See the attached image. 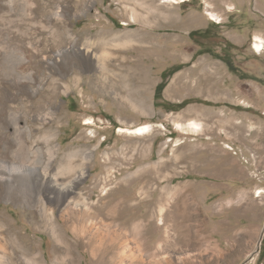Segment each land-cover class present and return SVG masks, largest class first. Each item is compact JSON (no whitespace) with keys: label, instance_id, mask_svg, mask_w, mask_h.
Listing matches in <instances>:
<instances>
[{"label":"rangeland","instance_id":"1","mask_svg":"<svg viewBox=\"0 0 264 264\" xmlns=\"http://www.w3.org/2000/svg\"><path fill=\"white\" fill-rule=\"evenodd\" d=\"M203 1L0 0V156L5 146L18 148L3 118L24 117L33 131L30 144L39 141L43 151L54 143L62 147L60 156L97 147L72 197L83 194L92 207L99 204L96 211L129 199L124 219L114 222L99 212L104 224L132 226L144 219L150 246L166 244L160 258L169 264H264V49H255L256 37L264 41V0L263 8L256 0H223L220 22ZM58 8L61 19L55 17ZM69 31L78 41L67 37ZM193 31L201 33L191 37ZM88 37L95 60L119 67L117 76L129 70L134 77L140 66L147 70L148 83L133 79L131 103L115 102L118 87L115 95L90 84L100 72L86 68L83 55L61 53L73 43L82 50ZM57 51L62 56L55 61ZM20 79L26 81L23 91L15 88ZM159 85L164 88L157 106ZM184 101L182 109L167 106ZM48 113L49 122L39 121ZM89 118L93 125H86ZM190 120L201 127L178 128ZM143 125L154 131L119 132ZM107 168L114 176L104 194ZM26 190L17 201L0 192V214L35 241L42 264H56L49 229L33 225L44 219L43 204L34 187ZM44 206L74 241L67 226L74 212ZM166 231L167 242L160 240ZM74 249L77 264L101 263L87 248ZM34 257L23 253L22 261Z\"/></svg>","mask_w":264,"mask_h":264},{"label":"bare ground","instance_id":"2","mask_svg":"<svg viewBox=\"0 0 264 264\" xmlns=\"http://www.w3.org/2000/svg\"><path fill=\"white\" fill-rule=\"evenodd\" d=\"M210 16L214 21L220 22L218 15L210 13ZM55 17L60 19L63 17L59 8L58 11L55 12ZM108 34L110 33H101L104 37ZM67 37L72 39L73 42L78 41L71 31L68 32ZM86 40L87 44H85V48L82 50L74 48L75 43H73L69 47L61 49V53L64 55L67 53L83 55L82 57L86 62V68H97L100 72L99 77L89 81L90 84H93L97 90L103 93H112L115 95H117L116 89L118 87L120 88V92L119 97H113L115 102L131 103V97L134 93V85L132 84L134 81L133 79L135 78L138 83H148L151 79H148L149 75L147 70L140 66L139 72H137L134 77H132V73H130L129 70H127L123 76L119 77L116 73V69L119 67H116L111 62L110 64H106L108 61L98 63L97 61H101L99 59L95 60L97 57L93 52L95 49H92L93 39L88 37ZM255 49L259 52L264 49V41L260 37H256ZM61 53L57 51L53 53V56L51 54V56L54 57L55 61H58L62 56L60 55ZM50 64L51 63H49L48 66H50ZM21 75L23 76V74ZM33 80L34 78L31 77L30 81ZM25 82L26 81L20 79L16 82L15 88H20L23 91V89L27 87ZM22 83L25 84L23 87H21ZM173 83L175 84V82ZM172 91L173 89L171 90L168 88L167 95L169 98H173ZM189 111L192 114L197 113L196 108H191ZM51 116L52 114L48 113V115H42L38 119L46 124L51 120ZM3 120L5 122V129L7 130L10 128L13 131L14 137L12 141L18 144V148L13 151L5 146L4 152L0 156L1 195L5 197L6 200L14 199L17 201L18 198L21 199L25 197L27 188L34 187L36 190L34 194L37 203L43 204L41 211L44 219L41 224L33 221V225L38 229H49L56 244L54 252L56 264H77L78 257L74 247L78 245L87 248L97 262L98 260L101 261L99 264H169L166 260L160 258L161 254H163L162 252L165 250L166 244L161 245V243H158L155 244V246L153 244L150 246V241L145 235L146 225L144 219L140 222L133 223L132 226L127 225V223L129 224L130 222L123 224L122 222L116 223L117 225L113 224V222L104 224L106 223L105 217L112 219L114 222L124 219V214H122V212L129 206V199L126 198V201H121L116 204L111 202L108 208L107 206L103 207V210H97V212L96 209L98 208L96 207L99 204L96 207H92L93 204L89 202L83 194L80 193L77 197H72L73 193H76L77 187L81 181L89 173L90 167H92L90 166L91 161L96 156L97 147L91 149H86L85 147V149H83L82 147L65 152L64 155L60 156L62 147L59 144H50L51 146H48L44 151L38 144L39 141L38 143L30 144L33 131L31 127L27 125V121L24 117H11V115H7ZM87 120L88 122H86V125L94 124L92 118ZM177 125L179 129H184L185 127L187 129H196L197 127H201L195 120H190L186 126L182 124ZM152 131H154L153 125H143L133 129L122 127L119 130L120 133L126 135H142L151 133ZM56 135L57 134L53 133L51 137L55 138ZM153 144L154 143H152L150 148L153 147ZM164 148L165 147H163L162 150H164ZM105 159L106 164L111 162L109 153H105ZM112 176H114L113 168H107V173L104 177V194H108V191L111 190L106 186V183L111 181ZM130 177H132V175ZM95 178L97 179V177ZM144 193L143 191L141 192V194ZM259 193H262V191ZM49 203H55L64 214L71 215V212H74H72L74 218L71 217L73 221L71 220L72 222L68 223L67 226L76 238V242H74L75 240L73 241L74 238L72 239L67 235L68 233L65 232L64 228H66V225H63L60 221H54V212H47L44 204ZM107 204H109V202H107ZM99 212L104 213L103 216L105 217L102 218L100 216L102 214ZM94 221L98 223H94ZM14 226L15 225L12 224L7 216L0 214V264H42L41 261H39V257L35 255L37 252L35 241L33 242L29 239L28 234L24 235L21 231L18 232V229L15 228L16 226ZM160 238V240L167 242V231L164 233V236ZM21 243L24 244V247H22ZM131 244H133L134 247H131ZM8 250L10 253H8ZM153 250L154 252H152ZM23 253L34 255V259L38 261L36 262L34 259L22 261Z\"/></svg>","mask_w":264,"mask_h":264},{"label":"crops","instance_id":"3","mask_svg":"<svg viewBox=\"0 0 264 264\" xmlns=\"http://www.w3.org/2000/svg\"><path fill=\"white\" fill-rule=\"evenodd\" d=\"M227 1V0H225ZM246 2V0H243ZM257 1V4L260 5L262 8H263V3L261 2V0H256ZM203 3H205V6H206V9L209 11V10H213L215 12H210V13H214L218 16H220V13H221V9H220V6L221 5H224V2L223 0H204ZM220 3V4H219ZM230 10H233L234 8L233 7H228ZM232 8V9H231ZM225 11V10H223ZM217 12V13H216ZM220 18V17H219Z\"/></svg>","mask_w":264,"mask_h":264},{"label":"trees","instance_id":"4","mask_svg":"<svg viewBox=\"0 0 264 264\" xmlns=\"http://www.w3.org/2000/svg\"><path fill=\"white\" fill-rule=\"evenodd\" d=\"M199 33H201V32H198V31H193L190 35H191V37H194V36H197ZM207 32H203V34H206ZM163 88H164V85H159L158 87H157V92H156V105L157 106H159L160 105V103H159V101L161 100V92H162V90H163ZM188 104V101H184L183 103H181V104H179V105H177V106H171L170 104H168L167 106L169 107V109L170 110H172V108L173 109H177V108H184L186 105Z\"/></svg>","mask_w":264,"mask_h":264},{"label":"water","instance_id":"5","mask_svg":"<svg viewBox=\"0 0 264 264\" xmlns=\"http://www.w3.org/2000/svg\"><path fill=\"white\" fill-rule=\"evenodd\" d=\"M262 241L260 242V245H261Z\"/></svg>","mask_w":264,"mask_h":264}]
</instances>
